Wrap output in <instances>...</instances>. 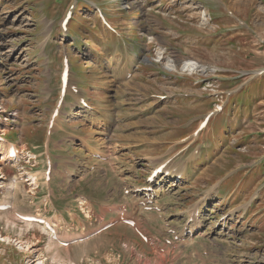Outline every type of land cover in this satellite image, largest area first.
<instances>
[{
    "label": "rangeland",
    "instance_id": "rangeland-1",
    "mask_svg": "<svg viewBox=\"0 0 264 264\" xmlns=\"http://www.w3.org/2000/svg\"><path fill=\"white\" fill-rule=\"evenodd\" d=\"M220 1L0 0V120L5 124L14 112L20 113L10 127L0 123V134L16 137L40 164L25 169L0 165V203L11 207L9 213L0 212V264H264V220L254 214L251 219L258 222L249 227L231 216L225 225L220 216L229 211L226 198L210 204L215 216L207 221L204 236L176 246L166 245L164 237L168 224L184 226L180 212L171 214L179 224L163 222L158 215L140 213L133 201L127 205L128 215L140 224L147 243L120 224L61 247L41 228L15 216H54L44 203V144L50 149L55 179L50 190L58 209L84 196L97 204L100 218L110 221L116 217L103 207L122 200L125 187L143 186L152 162L172 159L193 171L189 184L180 183L179 191L165 200L175 208L198 206L208 195L215 200L218 194H229L235 201L239 194L246 196L252 183H259L264 165V0ZM72 6L80 8L63 33L61 21ZM96 8L103 10L114 32L102 24ZM65 58L75 90L96 110L94 119L101 116L110 122L103 127L84 124L73 119L75 109L64 104L60 117L65 124L55 126L49 137ZM187 62L199 66L186 69ZM70 93L66 100L77 107ZM234 99L236 105L244 104L235 108V118L233 110L225 113L226 120L213 115L210 129L195 136L207 114ZM104 134L110 137L108 143ZM83 142L107 151V161L92 160L80 149ZM132 161L141 176L120 179V170L131 169ZM96 165L104 171H83ZM73 172V180L67 179ZM237 172L228 184L238 189L235 196V190L228 193L221 187L225 176ZM29 173H39L37 186L28 181ZM15 175L23 181L9 190L6 184ZM64 180L70 183L62 193L53 185ZM258 207H264V194ZM76 213L81 223H92V229L57 227L60 239L80 238L101 225L99 219L94 224L82 211Z\"/></svg>",
    "mask_w": 264,
    "mask_h": 264
},
{
    "label": "bare ground",
    "instance_id": "bare-ground-1",
    "mask_svg": "<svg viewBox=\"0 0 264 264\" xmlns=\"http://www.w3.org/2000/svg\"><path fill=\"white\" fill-rule=\"evenodd\" d=\"M215 1H219L220 3H221V1L220 0H215ZM222 2H224L223 0H222ZM158 53V52H157ZM197 66H199V65H197L196 63H194V62H187V64H186V69H188V68H197ZM184 68V67H183ZM72 85H74V84H72ZM72 85H69L70 86V88H72ZM68 91H70L69 89L67 90V94H66V96L68 95ZM76 100H81V101H83V99L80 97V99H78V98H76V97H74ZM85 102V101H84ZM84 111V110H83ZM13 112V111H12ZM8 121V123H10L9 122V119L7 120ZM99 122V121H98ZM101 122V121H100ZM102 122L103 123H101V124H99V125H106V123L102 120ZM6 125H8V124H6ZM5 125V126H6ZM3 154H6V152H3ZM8 159H9V157H8V155H5L1 160H0V165H1V163H3V162H7L8 161ZM159 167H161V166H159ZM159 167H157L156 169H154L152 172H154L155 170H157ZM0 172H1V169H0ZM152 174V173H151ZM150 174V175H151ZM176 175H179V173H177V174H174V175H172V174H169V180H168V182L169 183H171V182H173V181H177V179H176ZM31 179H32V181H35L36 182V178L34 177V176H32L31 175ZM34 182V184H36ZM177 186H175L174 188H176ZM1 188V187H0ZM160 197V196H159ZM208 201H210V199L208 198V199H205V201H204V203H206V202H208ZM146 203V201H144V204ZM119 208H121V206H119ZM118 208V209H119ZM198 214H199V216H200V211H198V210H195L194 212H193V216L196 218L195 219V223H194V225H193V227H192V229H190V230H195L196 228H198V226H199V223H198V220H199V218H201V217H199L198 216ZM126 220V219H125ZM47 223L50 225V227L52 228V229H55L56 228V225H52V224H55V222L54 221H47ZM32 225V224H31ZM29 226V227H33V226ZM190 230L187 232V233H189V234H192V233H194V235L196 234V232L197 231H194V232H190ZM187 235V234H186ZM54 237H56L57 238V233H55L54 234ZM57 240L61 243V242H63V240H59L58 238H57ZM54 247V246H53ZM69 250V249H68ZM67 250V251H68ZM61 251V250H60ZM42 264V263H41Z\"/></svg>",
    "mask_w": 264,
    "mask_h": 264
},
{
    "label": "trees",
    "instance_id": "trees-1",
    "mask_svg": "<svg viewBox=\"0 0 264 264\" xmlns=\"http://www.w3.org/2000/svg\"><path fill=\"white\" fill-rule=\"evenodd\" d=\"M235 101H236V100L234 99L232 102L234 103ZM242 105H244L243 102L240 103V104H237V105L235 104V106H242Z\"/></svg>",
    "mask_w": 264,
    "mask_h": 264
}]
</instances>
